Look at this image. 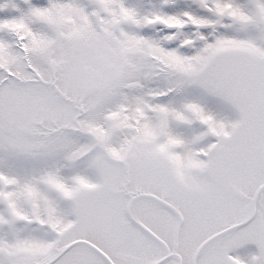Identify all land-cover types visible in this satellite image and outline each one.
Wrapping results in <instances>:
<instances>
[{"label": "rangeland", "instance_id": "rangeland-1", "mask_svg": "<svg viewBox=\"0 0 264 264\" xmlns=\"http://www.w3.org/2000/svg\"><path fill=\"white\" fill-rule=\"evenodd\" d=\"M263 182L264 0H0V264H191ZM261 236L264 190L194 264Z\"/></svg>", "mask_w": 264, "mask_h": 264}, {"label": "water", "instance_id": "water-1", "mask_svg": "<svg viewBox=\"0 0 264 264\" xmlns=\"http://www.w3.org/2000/svg\"><path fill=\"white\" fill-rule=\"evenodd\" d=\"M264 189V183L262 185H260L256 191H255V194H254V198H253V202H252V206L254 207V203H255V199L257 198L259 192ZM250 218H248L247 220L239 223V224H235L233 226H230L228 228H226L225 230H222L214 235H212L211 237H209L207 240H205L204 242H202L198 248L196 249L195 251V254H194V258L198 255L199 251L201 250V248L206 244L208 243L209 241L213 240L214 238L228 232V231H231L235 228H238L242 225H244L245 223L248 222ZM77 244H85L86 246H88L89 248H91L96 254H98L107 264H112V262L107 258V256L102 253L99 249H97L95 246L91 245L90 243L88 242H85V241H82V240H79V241H74V242H71L69 243L68 245H66L64 248H62L61 250H59L57 252V254L51 258L48 262L44 263V264H53L56 260H58L63 254H65L68 250H70L72 247H74L75 245ZM171 256H175L178 260V264H180V258L175 255V254H169V255H166L165 257L161 258L160 260H158L157 262L153 263V264H160L162 263L165 259H167L168 257H171Z\"/></svg>", "mask_w": 264, "mask_h": 264}, {"label": "trees", "instance_id": "trees-1", "mask_svg": "<svg viewBox=\"0 0 264 264\" xmlns=\"http://www.w3.org/2000/svg\"><path fill=\"white\" fill-rule=\"evenodd\" d=\"M82 249V248H81ZM83 249H85V248H83Z\"/></svg>", "mask_w": 264, "mask_h": 264}]
</instances>
